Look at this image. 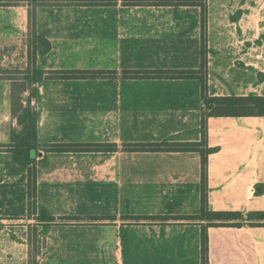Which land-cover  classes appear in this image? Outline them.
<instances>
[{
	"label": "crops",
	"instance_id": "obj_1",
	"mask_svg": "<svg viewBox=\"0 0 264 264\" xmlns=\"http://www.w3.org/2000/svg\"><path fill=\"white\" fill-rule=\"evenodd\" d=\"M44 6L36 5L37 20ZM54 10L49 34L40 30L50 50L34 56L30 47L32 70L108 74L81 79L45 74L38 82L31 204L27 169L8 168L17 120L11 111L13 80L2 71L17 55L18 43L0 39V264H201L207 220L174 219L200 212V153L125 148L200 142L201 81L124 73L202 71L209 96L264 95V0H206L204 26L199 6L106 0L63 3ZM68 14L87 18L92 27L80 37L66 27L55 31V22L72 23ZM63 142L117 148L42 147ZM206 147L208 210L243 216L264 211V116L208 117ZM41 209L54 220H41ZM144 216L156 218H137ZM163 216L169 218H157ZM263 223L206 226L208 264H264Z\"/></svg>",
	"mask_w": 264,
	"mask_h": 264
},
{
	"label": "trees",
	"instance_id": "obj_2",
	"mask_svg": "<svg viewBox=\"0 0 264 264\" xmlns=\"http://www.w3.org/2000/svg\"><path fill=\"white\" fill-rule=\"evenodd\" d=\"M129 4L137 5L141 3L162 5V6H199L201 9V25L205 24L206 0H123ZM93 2H97L93 0ZM241 11L233 15V20L237 19ZM33 26V24H32ZM35 32V31H34ZM33 54L39 56L45 55L50 50V42L46 38V31L36 33L33 40ZM45 74L61 79H81V78H100L105 76L106 72L97 70H67V71H49L48 73L42 68H34L31 72L23 75V83L19 90L16 88V78H10L13 81L11 89V111L17 123L21 125L20 131L11 130V152L12 163L9 164V170L14 171L13 164H18L23 169H27V187L28 196L31 204L35 202V170L29 167L34 161L30 158L31 149H37V122L39 112L37 111L33 100L38 95L37 84L43 79ZM126 76L132 78L152 77H198L201 81L202 92V118H201V141L200 142H163V143H137L127 144L125 148L130 150H152V151H197L201 155V207L197 215L176 216L174 219L186 220H207V224L202 227L201 232V264H208L207 258V233L206 226L215 225H239L234 223L235 220L243 217L239 211H211L206 204V179L205 170L207 165V154L209 149L206 147V119L210 116H264V95H247V96H209L206 93V79L202 71H132L125 72ZM19 91V94L17 93ZM28 92L26 99L22 97L23 93ZM44 151L60 152H79V151H96V150H116L115 144H98V143H53L42 145ZM47 214L46 209L40 210L41 220L51 222L53 217ZM249 220L264 221V211L248 212ZM137 218L154 219L153 216H144ZM168 219V216L157 217ZM230 221V222H229ZM217 222V223H214ZM264 224V223H263ZM48 225V223H47ZM46 228V224L44 225ZM31 264H36L32 262Z\"/></svg>",
	"mask_w": 264,
	"mask_h": 264
},
{
	"label": "rangeland",
	"instance_id": "obj_3",
	"mask_svg": "<svg viewBox=\"0 0 264 264\" xmlns=\"http://www.w3.org/2000/svg\"><path fill=\"white\" fill-rule=\"evenodd\" d=\"M96 1L103 2L106 0ZM80 2L94 3L93 0H0V17H6L3 20L0 18V39L2 41L4 39L8 44L14 42V40H17L18 43L17 55L13 58V61L9 66L3 69L2 74L9 78H16L15 84L17 90H19L23 83V75L28 71H32L34 57L31 54L32 51L30 47L33 49L32 44L36 37V33H39L40 30L46 29L49 34V31L51 30L50 24L53 22L55 16V6L63 3L79 4ZM36 5H45L42 8L43 12L39 15L38 20V12L37 9H35ZM69 16L70 15L68 14L65 18L68 19ZM71 18V24H64V19L55 22V31H63L66 27L68 30L72 31L73 34L80 37L81 32L88 31L92 27L91 24L87 23V18ZM77 42H80V40H77ZM81 42L85 41L81 40ZM17 93L19 94V91H17ZM27 96L28 92L23 93L22 95L24 99H26ZM32 104L34 103L32 102ZM21 128V125L17 123L15 130L20 131ZM247 214L241 219L235 220L234 223H250L251 220L248 219ZM36 242L40 243L38 238H36ZM36 242L32 251L33 258L38 250Z\"/></svg>",
	"mask_w": 264,
	"mask_h": 264
},
{
	"label": "water",
	"instance_id": "obj_4",
	"mask_svg": "<svg viewBox=\"0 0 264 264\" xmlns=\"http://www.w3.org/2000/svg\"><path fill=\"white\" fill-rule=\"evenodd\" d=\"M34 154H35V150H31V157H34Z\"/></svg>",
	"mask_w": 264,
	"mask_h": 264
}]
</instances>
